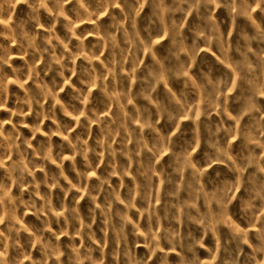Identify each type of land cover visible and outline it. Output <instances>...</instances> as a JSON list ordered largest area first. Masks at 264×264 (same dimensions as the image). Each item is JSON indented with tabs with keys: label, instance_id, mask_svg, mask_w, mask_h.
Returning <instances> with one entry per match:
<instances>
[{
	"label": "rangeland",
	"instance_id": "obj_1",
	"mask_svg": "<svg viewBox=\"0 0 264 264\" xmlns=\"http://www.w3.org/2000/svg\"><path fill=\"white\" fill-rule=\"evenodd\" d=\"M0 264H264V0H0Z\"/></svg>",
	"mask_w": 264,
	"mask_h": 264
}]
</instances>
